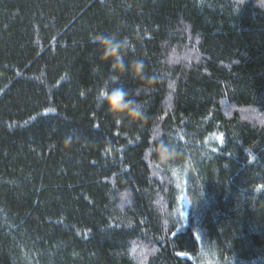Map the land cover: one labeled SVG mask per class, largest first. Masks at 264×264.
Masks as SVG:
<instances>
[{"label":"trees","instance_id":"16d2710c","mask_svg":"<svg viewBox=\"0 0 264 264\" xmlns=\"http://www.w3.org/2000/svg\"><path fill=\"white\" fill-rule=\"evenodd\" d=\"M0 264H264V3L0 0Z\"/></svg>","mask_w":264,"mask_h":264},{"label":"clouds","instance_id":"9594fccd","mask_svg":"<svg viewBox=\"0 0 264 264\" xmlns=\"http://www.w3.org/2000/svg\"><path fill=\"white\" fill-rule=\"evenodd\" d=\"M264 3V0H260ZM260 6V3H257ZM95 43L101 49V59L104 61L110 58L116 57V63L112 65L113 70L119 73L125 71L133 74L140 75L143 72V63L140 61H132L125 64L123 59L120 57V50L122 44L126 42L117 41L114 37L109 36H97ZM117 79V77H115ZM102 102L105 105L107 111L118 119H127L130 122L142 121L144 112L142 106L132 99L129 98V93L123 88H113L111 91H105ZM162 159H169L176 155V149L169 144L160 142L154 149Z\"/></svg>","mask_w":264,"mask_h":264},{"label":"snow or ice","instance_id":"6c2138e0","mask_svg":"<svg viewBox=\"0 0 264 264\" xmlns=\"http://www.w3.org/2000/svg\"><path fill=\"white\" fill-rule=\"evenodd\" d=\"M112 79L115 80V77L113 76ZM101 94L102 95H105L106 93L105 92H102Z\"/></svg>","mask_w":264,"mask_h":264}]
</instances>
